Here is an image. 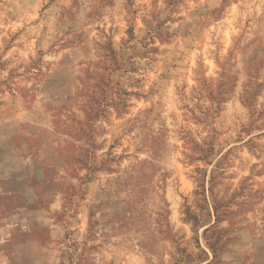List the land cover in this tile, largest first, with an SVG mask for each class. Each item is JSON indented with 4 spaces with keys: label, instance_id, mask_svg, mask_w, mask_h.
I'll use <instances>...</instances> for the list:
<instances>
[{
    "label": "rangeland",
    "instance_id": "1",
    "mask_svg": "<svg viewBox=\"0 0 264 264\" xmlns=\"http://www.w3.org/2000/svg\"><path fill=\"white\" fill-rule=\"evenodd\" d=\"M0 264H264V0H0Z\"/></svg>",
    "mask_w": 264,
    "mask_h": 264
}]
</instances>
